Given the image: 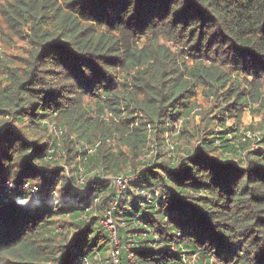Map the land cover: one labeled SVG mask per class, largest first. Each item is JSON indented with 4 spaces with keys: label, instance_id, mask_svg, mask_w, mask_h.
<instances>
[{
    "label": "trees",
    "instance_id": "1",
    "mask_svg": "<svg viewBox=\"0 0 264 264\" xmlns=\"http://www.w3.org/2000/svg\"><path fill=\"white\" fill-rule=\"evenodd\" d=\"M0 12L27 41L18 63L0 56V264H116L98 221L115 199L120 264H264V147L221 160L239 147L213 127L233 118L241 139L245 106L264 109V0H5ZM200 87L221 103L204 142L181 165L140 167L152 133L194 135Z\"/></svg>",
    "mask_w": 264,
    "mask_h": 264
},
{
    "label": "rangeland",
    "instance_id": "2",
    "mask_svg": "<svg viewBox=\"0 0 264 264\" xmlns=\"http://www.w3.org/2000/svg\"><path fill=\"white\" fill-rule=\"evenodd\" d=\"M5 0H0V7L1 4ZM9 33V34H8ZM13 37V38H12ZM12 39V40H10ZM169 44V43H168ZM170 45V44H169ZM27 52V41L24 39L19 38L18 36H14L12 32L7 27L6 22L4 21V18L0 12V56L2 58H5L6 55V61L9 63H18L19 58L21 56L26 55ZM2 71V69L0 68ZM0 71V74H1ZM195 104L196 108L193 111L189 125L193 129L194 135L190 134L186 137V139L182 137H177L175 133L173 132L174 135H169L166 137L163 141H160L159 139L155 140L154 134L152 133L150 135V142L148 144V147L146 151L141 153L136 159L135 162H139L140 167L142 165H150L152 164L154 168L160 167L162 165V161H168L171 160L176 163V166L181 165L183 162V157L187 153V149H190L192 147L196 148L198 145H200L202 142H204V137L207 136L206 134L210 130V121L213 119V121H217L216 118V113L218 108L220 107L219 102L213 97V96H206L203 93L202 88L200 87L198 90V94L195 96ZM253 106V105H252ZM93 111H96V108H94ZM103 117L111 121V116L108 115L107 113L103 114ZM227 117V126H230L228 129H224L221 127L224 126H219L215 124L213 127L216 130H219L220 132L217 135H225L226 137L230 138L229 143H234L236 144L237 147H239V151L233 152L232 154L228 152L221 151L222 155L219 156L221 160H234V161H241L242 158L245 157V153L248 152V150H257L261 149L260 146L264 147V109L259 111V104H254V107L251 108L249 105H246L244 108V112L242 115V124H241V139L235 138V122L233 118ZM55 123V122H54ZM53 122L51 123V128L52 133L57 135L58 141L62 142L61 136L66 134V129H64L61 125L59 124H54ZM53 126V127H52ZM177 130L183 131V122L179 121L177 126ZM224 129V130H222ZM111 143V147L113 148L114 151H117L119 149L117 141L115 138H110L108 140ZM185 149V150H184ZM217 154V153H216ZM66 154H64V150L60 149L58 152L56 159L58 161L63 162ZM80 159L77 156V161ZM132 161H130V166L132 167ZM161 163V164H159ZM127 168V166H125ZM140 167L137 171L140 170ZM125 168V169H126ZM81 169H83V165L81 166ZM98 172V171H97ZM79 172V174H81ZM129 175H134L133 172H128ZM127 174H123L124 177H126V181L124 185L121 187L119 184L115 185L117 188H124L129 181L131 180L132 177ZM101 180H107L109 179V176L106 174H100L99 175ZM83 176L79 175V178ZM84 179V178H83ZM114 181V179H112ZM82 182L81 180H79ZM85 181V180H84ZM115 183V181H114ZM94 215H97V211H94ZM101 225H103L104 229L106 230L107 234L112 237L113 231H117V226L116 223H114L113 228H109L106 226V224L103 222L104 219L98 220ZM146 232H141L142 235H145ZM120 243V241H119ZM121 245V243H120Z\"/></svg>",
    "mask_w": 264,
    "mask_h": 264
},
{
    "label": "built area",
    "instance_id": "3",
    "mask_svg": "<svg viewBox=\"0 0 264 264\" xmlns=\"http://www.w3.org/2000/svg\"><path fill=\"white\" fill-rule=\"evenodd\" d=\"M82 175V173L80 174V176ZM79 180H81L82 182H84V179L82 177L79 178ZM126 181V177H124L123 175H117L115 177V182L117 184H119L121 187L124 185ZM27 186V184H26ZM111 208L107 211L106 213V217L104 219V223L106 224V226H108L109 228H113L114 227V223H113V218H112V211L113 209L116 208L117 205V200L115 199L114 201L111 202ZM111 254H112V258L114 260V262L116 264H120L119 261V248H120V244H119V239L116 235V230L113 231L112 237H111ZM85 264H89L87 261Z\"/></svg>",
    "mask_w": 264,
    "mask_h": 264
},
{
    "label": "bare ground",
    "instance_id": "4",
    "mask_svg": "<svg viewBox=\"0 0 264 264\" xmlns=\"http://www.w3.org/2000/svg\"><path fill=\"white\" fill-rule=\"evenodd\" d=\"M139 169V168H138ZM96 173V172H95ZM128 175V174H127ZM130 176V175H129ZM157 191H159V190H157ZM142 192V191H141ZM140 192V193H141ZM144 194V193H143ZM152 196V195H151ZM156 196V195H155ZM142 198V197H141ZM150 200V199H149ZM120 201V200H119ZM120 203V202H119ZM148 203V202H147ZM104 222V221H103ZM120 227V226H119ZM147 227V226H146ZM148 230V229H147ZM119 233V232H118ZM119 239H121V238H119ZM124 242V241H123ZM131 242V241H130ZM123 247V246H122Z\"/></svg>",
    "mask_w": 264,
    "mask_h": 264
}]
</instances>
